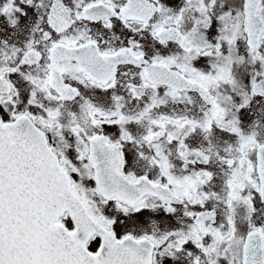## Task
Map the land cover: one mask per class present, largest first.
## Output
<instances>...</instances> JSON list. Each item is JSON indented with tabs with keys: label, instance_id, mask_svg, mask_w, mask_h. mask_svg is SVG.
I'll return each mask as SVG.
<instances>
[{
	"label": "snow or ice",
	"instance_id": "obj_1",
	"mask_svg": "<svg viewBox=\"0 0 264 264\" xmlns=\"http://www.w3.org/2000/svg\"><path fill=\"white\" fill-rule=\"evenodd\" d=\"M0 264H264V0H0Z\"/></svg>",
	"mask_w": 264,
	"mask_h": 264
}]
</instances>
